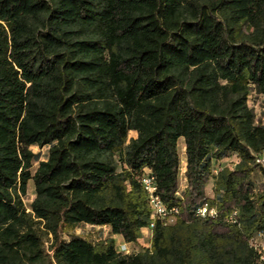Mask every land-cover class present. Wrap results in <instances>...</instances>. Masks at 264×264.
I'll return each instance as SVG.
<instances>
[{"label":"trees","instance_id":"obj_1","mask_svg":"<svg viewBox=\"0 0 264 264\" xmlns=\"http://www.w3.org/2000/svg\"><path fill=\"white\" fill-rule=\"evenodd\" d=\"M251 88L264 95V0H0V264H47L29 182L54 264H264ZM32 146H49L35 168ZM145 170L174 220L118 252L113 236L136 246L151 222ZM80 224L110 235L62 238Z\"/></svg>","mask_w":264,"mask_h":264},{"label":"rangeland","instance_id":"obj_2","mask_svg":"<svg viewBox=\"0 0 264 264\" xmlns=\"http://www.w3.org/2000/svg\"><path fill=\"white\" fill-rule=\"evenodd\" d=\"M247 105L251 108L255 115V123L264 125V95H262L258 89L251 88L247 97ZM128 137H136V133L130 132ZM180 147H178L179 157H180V170H179V188L182 189L185 186L184 179V153H183V140L179 139ZM32 153L35 156V162L33 168L36 167L37 162L46 160L47 152L49 146H44L38 148L36 146L30 147ZM237 158L235 155H229L225 159L215 165L214 169L217 171L223 167L233 168ZM263 177L260 174L259 169L250 176V183L253 186V193L261 191L263 187ZM210 183L206 185L205 193L210 195ZM35 196L33 183L29 182L27 185L26 195L23 197L24 204V213L27 221L30 223L34 231L37 233L40 241V248L44 253V260L47 264H54V261L51 257L50 245L52 243L51 234L44 228L43 221L34 217L33 213L30 211V203ZM110 235L109 231L106 228L94 227L87 224L76 225L73 228L66 229L62 235V238L67 241L73 237H78L90 241L92 243L102 242L104 239L108 238ZM143 238L136 246H131L124 244L120 238H115L116 246L124 245L123 247L129 252H136L141 248L149 247L150 244V234L146 231L142 232ZM254 245L257 249L264 255V235H257L255 240H253ZM122 247V249H123ZM121 249V247H120Z\"/></svg>","mask_w":264,"mask_h":264},{"label":"built area","instance_id":"obj_3","mask_svg":"<svg viewBox=\"0 0 264 264\" xmlns=\"http://www.w3.org/2000/svg\"><path fill=\"white\" fill-rule=\"evenodd\" d=\"M257 163H263L264 164V155L256 160ZM139 181L141 182V185L143 187V191L146 194L147 201H148V206L151 211V222L147 228L148 231L153 227V223L155 220H161L166 223H172L173 222V217H172V212H175V210H167L166 207L164 206L163 202L159 201V197L157 194V190L155 188V183L152 180V175H150L149 171L145 170L143 174L141 175ZM204 206V205H203ZM203 213V208L198 209L197 215L195 216H202ZM214 214V211H213ZM228 221H233V216H230L228 218ZM263 234H260L259 236H262ZM124 246V245H123ZM122 245L117 247L118 252H123V253H129ZM121 247V249H120ZM123 247V249H122ZM257 249V247L255 246ZM258 250V249H257ZM258 253H260V259L264 261V255L258 250Z\"/></svg>","mask_w":264,"mask_h":264},{"label":"bare ground","instance_id":"obj_4","mask_svg":"<svg viewBox=\"0 0 264 264\" xmlns=\"http://www.w3.org/2000/svg\"><path fill=\"white\" fill-rule=\"evenodd\" d=\"M152 180H153V182L155 183L153 177H152ZM155 188H156V185H155ZM158 197H159V196H158ZM159 201H161L160 197H159ZM161 202H162V201H161ZM200 208H203V213H202V216H199V217H204L205 215H209V216H212V215H213V210H209L206 206H202V207H200ZM200 208H198V209H200ZM197 212H198V210H197ZM196 215H197V213H196ZM230 222H231V221H230Z\"/></svg>","mask_w":264,"mask_h":264},{"label":"crops","instance_id":"obj_5","mask_svg":"<svg viewBox=\"0 0 264 264\" xmlns=\"http://www.w3.org/2000/svg\"><path fill=\"white\" fill-rule=\"evenodd\" d=\"M184 165H185V163H184ZM143 231H146V233H148L149 234V231L147 230V229H144V230H142V232ZM113 238L115 239V238H120L121 240H122V238L120 237V236H113ZM142 238H143V235H142ZM142 238H140L139 240H138V242H140L141 240H142ZM123 242V241H122ZM124 243V242H123Z\"/></svg>","mask_w":264,"mask_h":264}]
</instances>
